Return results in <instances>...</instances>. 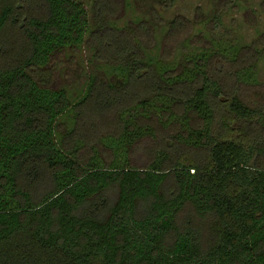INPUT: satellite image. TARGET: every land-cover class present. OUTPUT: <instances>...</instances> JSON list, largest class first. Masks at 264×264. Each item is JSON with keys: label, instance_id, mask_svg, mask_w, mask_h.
<instances>
[{"label": "trees", "instance_id": "1", "mask_svg": "<svg viewBox=\"0 0 264 264\" xmlns=\"http://www.w3.org/2000/svg\"><path fill=\"white\" fill-rule=\"evenodd\" d=\"M121 2L89 30L80 0H0V264H264V121L236 94L257 53L211 35L165 61L109 25ZM87 33L110 76L50 90Z\"/></svg>", "mask_w": 264, "mask_h": 264}, {"label": "rangeland", "instance_id": "2", "mask_svg": "<svg viewBox=\"0 0 264 264\" xmlns=\"http://www.w3.org/2000/svg\"><path fill=\"white\" fill-rule=\"evenodd\" d=\"M80 1L88 13L89 30L95 29L93 0ZM121 3L119 12L108 17L109 25L134 29L142 38V50L159 55L165 61L176 63L184 51L210 46L211 35L235 40L247 46L246 50L257 53L258 57L247 60L248 65L255 62L257 82L239 83L236 94L257 108L264 121V0H177L167 7L162 0H122ZM215 12L222 13L224 37L211 21ZM140 22L149 25L148 35L139 30ZM90 41L87 33L81 47L55 50L47 66L50 75L43 81L50 90L65 89L71 98H76L90 76L97 73L110 76L109 67L95 58ZM62 119L65 117H60L59 121ZM137 153L133 161L143 166L148 155L143 150Z\"/></svg>", "mask_w": 264, "mask_h": 264}]
</instances>
